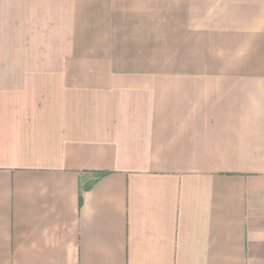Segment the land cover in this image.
Segmentation results:
<instances>
[{"label": "crops", "instance_id": "0c3cea01", "mask_svg": "<svg viewBox=\"0 0 264 264\" xmlns=\"http://www.w3.org/2000/svg\"><path fill=\"white\" fill-rule=\"evenodd\" d=\"M0 264H264V0H0Z\"/></svg>", "mask_w": 264, "mask_h": 264}]
</instances>
